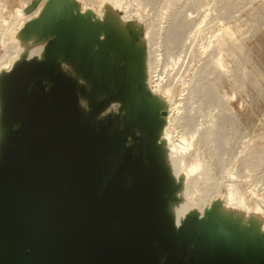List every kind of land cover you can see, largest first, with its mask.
<instances>
[{"label": "water", "instance_id": "obj_1", "mask_svg": "<svg viewBox=\"0 0 264 264\" xmlns=\"http://www.w3.org/2000/svg\"><path fill=\"white\" fill-rule=\"evenodd\" d=\"M41 1L32 0L25 13ZM57 5L49 0L26 25L30 32L48 22L54 36L45 60L24 61L2 77L0 264H264V247L214 236L197 216L175 228L167 211L171 181L157 153L159 121L147 106L136 120L128 109L110 138L106 128L81 123L75 85L60 72L59 58H75L68 54L76 46L75 55L83 49L94 64L101 44L92 22H77L73 6L57 18ZM64 86L68 104L59 95ZM131 86L127 77L123 104ZM135 130L143 136L134 154L126 142ZM188 230L204 242L188 248Z\"/></svg>", "mask_w": 264, "mask_h": 264}, {"label": "rangeland", "instance_id": "obj_2", "mask_svg": "<svg viewBox=\"0 0 264 264\" xmlns=\"http://www.w3.org/2000/svg\"><path fill=\"white\" fill-rule=\"evenodd\" d=\"M31 1L32 0H1L0 12L2 10L1 5H4L5 3V6L7 7L6 14L8 15H6V18L8 23H11L10 14L14 16L19 15L18 17L22 19L21 26L26 28V25L29 22L40 17L45 4L49 0H42L34 12L26 14L24 10H26L27 7L25 6H29ZM174 1L124 0L123 8L120 10L118 9L116 12V14L120 15H117V17H123L125 20L124 22H127L125 31L129 30L128 33L137 42L146 40V50H151V59H159L158 61L160 65H158V67H160L159 69L157 67L155 73L151 70L149 76L153 79L149 78L151 79L150 82L145 81L148 74L146 75V71L144 72L142 70V67L139 65L135 56L128 53L127 50L118 44L114 38L110 37L109 39H105L102 37L101 24L108 21L110 18L115 17V14H113V16H106L105 9H103L105 6L103 5L104 0H63L65 8H72L73 6L75 7V10L77 9V11L74 10V13L76 12L75 15L77 22L87 11L91 10L94 12L95 18L88 20L84 17L80 22L86 27H90L89 24L92 22V30H98V41L101 46L96 45L94 47V52L95 50H102L103 55L99 56L98 51L95 53V56L98 59H93L94 64H88L85 62L87 51L82 49L83 52L77 56V54L75 55V46V49H71L70 54H68L69 58H75L70 59V61H65L63 57H60L59 63L61 64L60 72L63 74L65 80L67 82L70 80L73 85H75L76 90L74 91L73 96L76 104L74 109L78 111L81 123L90 124L92 130H95L96 132L101 131L102 128H106L107 132H105L107 133L106 135L108 138L113 137L115 131H117L116 126L118 122H120L124 116L126 117L129 108H133L130 113V115L133 114V116H129L130 119L132 117L133 120H135L134 116L137 117L136 119L139 118V115L141 114L140 111H142L140 110V107L142 106L144 96H158L159 93L161 94L159 91H162L163 94L166 89H172V101L174 100L172 106H175V104L176 106L175 108L172 107L175 110L173 109L171 113L169 133L174 137V140L177 141L180 153H185L184 155H187L189 159L191 158V163H194L196 160V154L198 153L200 158L202 157L205 159L203 160L201 158L203 162L206 161V165L205 163L204 165L207 167H204V169L209 167L208 169H210L212 171L211 173L215 174L214 176L216 177L214 178L210 173L211 175L208 176H212V178H210L211 180L206 182V185L202 184V186H200L205 193L204 194L201 191V195L207 194V197L204 195L202 197V199L204 198V202H202L201 205L204 207H201L199 204L200 193L198 194L199 198L191 197L187 199L186 207H188V211H191L187 213L186 221L184 223L185 225L188 217H190V214H193V212L197 211V214H193V217L197 216L202 221V218H205V216L214 210L213 203H215L216 200L221 199L223 204L226 203V200L229 199L230 195V190L229 188L227 189V187L233 184H228L229 176H232L234 179L236 178L234 186L237 187L238 190L237 197L241 195L245 196L244 199L247 201V204L252 206H255V204L260 201L264 202V157L262 158L264 155V0ZM194 1H196V3H194ZM199 1H201V4L199 3L198 5L197 3ZM194 4L197 5L195 6ZM56 17L58 18V16ZM190 21L192 22L191 24L189 23ZM177 22L179 25L183 22L182 26H180L182 29L184 28V24L189 23L191 26L182 30L178 26L175 27L176 24L178 25ZM132 24L134 27H138V30L136 28L133 30L131 28L129 29L128 25ZM42 25L44 26L42 30L43 32L40 34L41 36L39 35L40 37L36 41V43L40 44L43 49L41 50V54H38L39 56H35L31 60H29L28 54V56L26 55V60L23 59L21 63H17L15 66L14 61L16 63V59L19 60L17 58V53L21 48L19 41H14L15 30H17V28L13 29L14 31L10 30V33L13 36L12 53L14 54L10 59L6 58L7 61L5 60L6 63L2 66L3 69L0 67L1 81L5 74L12 72L24 61L31 62L34 60H45L50 41L54 34H49L50 29L48 22H44ZM196 27H199V29ZM176 28L178 32L174 31ZM107 29H105V27L103 28V30L108 32L109 29ZM139 29L141 32H139ZM76 45L78 48L79 45L77 43ZM105 47L106 49L108 47L109 52L106 51ZM122 51L128 56L124 55ZM105 52L110 53L108 54L109 56ZM219 52L222 59H220V57L218 60L214 58V53L220 56ZM5 53L6 50L3 49L0 43V60L6 55ZM208 55L212 58V61ZM208 58L211 62L216 63V66H214L215 63L213 64L210 62L214 68L218 69H215L218 74L214 72L213 67H208V64L210 65V63L207 62ZM220 60V63L224 64L222 65L223 67L221 65L217 66V62ZM7 63H9V65L6 66ZM223 70H227V72ZM158 71L161 73L159 72L158 74ZM222 71L225 74L228 73L226 74L228 77L222 75ZM162 73H164L165 76H163L164 74L162 75ZM202 73L206 75H203L206 79H201V77L203 78ZM160 74L162 75L160 78L163 77V84L161 83L163 89L161 88L162 86L155 88L158 81L156 75ZM124 76H127L132 83L129 100L125 103L126 106L118 100V98L123 100L126 97L127 77L125 78ZM153 76H156V78ZM168 80L171 81L172 84L169 83ZM216 81L218 82L216 83ZM220 82H222V85H220ZM138 85L141 86L142 92L138 90ZM171 85H173L176 91L173 90L174 88ZM211 86L214 87L212 88ZM59 95L64 100V98L66 99V95H71V92L64 86V88L60 90ZM64 101L66 102V100ZM139 101L141 106H137L139 104L137 102ZM180 101H184V103H180ZM177 102L178 104L180 103L183 105L181 106L179 104V106ZM66 103H64V107L67 108L68 103ZM134 104H137L136 106L138 109ZM134 108H136V110ZM230 108L234 111L235 114H233L237 116L238 120L236 121L233 117L231 119L232 121L230 120V123L227 122L229 119L224 120L226 122V124H224L222 123L223 119H226L224 115L226 112L229 113L227 110ZM177 109H180V112ZM134 110L140 111H138L139 113H135ZM71 111L74 112V110ZM179 116L180 118H178ZM66 117L68 116L66 115ZM222 117L223 119H221ZM94 118L95 122H93ZM220 120H222V122ZM220 122L221 124H219V126L221 125L220 128L222 127L223 129L218 130L217 125ZM222 124H224V127ZM212 127H214L213 130L216 128L215 130L219 132L215 133V130L213 131ZM134 135L135 140L133 139V136L127 137L126 145L128 150L135 154L138 151L137 147L141 146V139L138 141V138L142 137L143 134L140 130H135ZM256 147L260 149H255ZM252 149L255 150L252 152ZM259 150L262 154L260 158V153L258 154ZM248 151H251L252 153H250L253 156L255 155V157H253ZM255 151H257V154H253ZM247 155L249 158L252 157L254 162L251 159H248ZM206 170L207 169H205V171ZM210 170H207L206 172L209 173ZM247 175L250 176L247 177ZM212 179H214V181ZM215 179L219 181L218 184L215 183ZM221 181L223 184L219 185ZM215 184L216 187H219H215L217 190L214 188ZM204 189L206 191H204ZM174 193L175 191L173 194ZM211 193L213 194L210 196L209 194ZM205 198H207V201L209 202H207ZM243 212L245 215H248V210H244ZM182 224L183 223H181L180 227L175 226V228L179 230L184 226ZM192 232L194 231L188 230V232L183 234L185 235L186 240H191L187 244L188 248H194L192 241L201 238L197 233L194 234ZM200 240L203 241V239Z\"/></svg>", "mask_w": 264, "mask_h": 264}, {"label": "bare ground", "instance_id": "obj_3", "mask_svg": "<svg viewBox=\"0 0 264 264\" xmlns=\"http://www.w3.org/2000/svg\"><path fill=\"white\" fill-rule=\"evenodd\" d=\"M1 1V0H0ZM69 1V0H68ZM92 1V0H91ZM123 1L124 0H104V8L105 9V13L107 14L106 16L108 15H112L115 14L114 16L115 17H112L110 18L108 21H105L103 24H101L102 26V37L105 38V39H109L110 37L114 38L118 44H120L121 46H123L124 49L127 50L128 53H130L131 55L135 56L137 61L139 62V65L142 67V70L145 72L146 71V75L148 74V77H146V80L147 82H150L151 79L149 78H152L149 76L151 70L155 73L156 72V69L158 67V65H160L159 63V59L157 60L156 58L155 59H151V50H146V43L147 41L146 40H142V41H139L137 42L136 40H134V38L128 33L129 30L125 31V26H126V23L124 22V18L123 17H117L118 14H116L117 10L119 9H122L123 7ZM139 1V0H138ZM143 1V0H142ZM174 1V0H173ZM202 1H205V0H202ZM228 1V0H227ZM137 2V1H135ZM146 2V1H145ZM223 2V1H221ZM230 2V1H229ZM170 3V2H169ZM175 3V1H174ZM173 3V4H174ZM193 3V2H192ZM191 3V4H192ZM194 3H196V1H194ZM199 3L201 4V1H199L197 4L199 5ZM212 3V2H211ZM43 4V3H42ZM145 4H148V3H145ZM144 4V5H145ZM190 4V5H191ZM197 4H194L195 6ZM204 4V3H203ZM220 4V2H219ZM228 4V2H227ZM227 4H226V7H227ZM6 4L4 3V5H1L2 6V10L0 12V22H1V28H0V43H1V46L3 47L4 50H6V55H4L1 60H0V67L1 69L3 64L6 63V58H11V56L14 54L12 53V43H13V36L11 35L10 33V30H13V29H16L15 30V36H14V41L17 42L19 41L20 43V50L19 52L17 53L18 55V59H16V63L14 61V66L15 64L17 63H21L23 61V59H25L28 54V58L29 60H31L33 57L35 56H39L38 54H41V50H43L40 46V44L36 43L37 39H39V37L41 36L40 34L43 32V25H41V27H39L38 30H31L30 32H27L26 31V28H23L21 25H22V19L20 17H18L19 15H12L10 14L11 16V23H8L7 21V18H6V11H7V7L5 6ZM193 5V4H192ZM225 5V4H224ZM223 5V6H224ZM230 5V4H229ZM228 5V6H229ZM205 6V5H203ZM25 7H28V6H25ZM143 7V6H142ZM169 7V6H168ZM219 7V6H218ZM42 8V7H41ZM40 8V9H41ZM69 9H71L70 7H68ZM68 8H65L64 7V3H63V0H58V5L56 6L55 8V12H54V15L56 16H60V17H63V12L68 10ZM39 9V10H40ZM168 9V8H167ZM101 10V9H100ZM132 10V9H131ZM143 10V9H142ZM212 10V9H211ZM220 10V9H219ZM25 11V10H24ZM42 11V10H41ZM39 11V12H41ZM77 11V9L75 10ZM213 11V10H212ZM224 11V10H223ZM222 11V13H223ZM113 12V13H112ZM138 12V11H137ZM225 12V11H224ZM9 13V12H8ZM38 13V12H37ZM76 13V12H75ZM135 14V13H134ZM221 14V13H220ZM219 14V15H220ZM226 14V13H225ZM37 16V15H36ZM120 16V15H118ZM222 16V15H221ZM9 17V16H8ZM33 17V16H32ZM84 17H86L88 20L90 19H93L95 18V15H94V12L89 10L87 11L85 14H83L78 20V22H80ZM104 17H105V14H104ZM126 17V16H125ZM173 17V16H172ZM224 17V16H223ZM29 18V17H28ZM78 18V17H77ZM127 18V17H126ZM218 19V18H217ZM9 20V19H8ZM31 20V19H29ZM10 21V20H9ZM25 21V20H24ZM23 21V22H24ZM28 21V20H27ZM100 21V20H99ZM103 21V20H102ZM193 21V20H192ZM131 23V22H130ZM178 23V22H177ZM183 23V22H182ZM182 23H180L181 25H178L176 24V26L180 27L182 26ZM190 24L192 23L191 21L189 22ZM188 23V24H189ZM3 24V26H2ZM134 24V23H133ZM128 25L129 29L131 28L132 30L133 29H137L138 30V27H134V25ZM136 24V23H135ZM184 24V28L186 29L188 26H191L190 24ZM5 25V26H4ZM87 25H88V22H87ZM90 25V24H89ZM150 25V24H149ZM187 25V26H186ZM193 25V24H192ZM105 27V29L108 30L105 31L103 30V28ZM152 27V26H151ZM140 28V26H139ZM174 28V27H173ZM181 28V27H180ZM183 28V29H184ZM189 28V27H188ZM191 28V27H190ZM199 29V27H196ZM149 29V28H148ZM175 29V28H174ZM182 29V28H181ZM182 29V30H183ZM184 29V30H185ZM14 31V30H13ZM135 31V30H134ZM174 31H177V28L176 30ZM139 32L140 29H139ZM176 32V33H177ZM180 32V31H179ZM182 32V31H181ZM150 33V32H149ZM183 33V32H182ZM136 34V33H135ZM179 34V33H178ZM40 35V36H39ZM139 35V34H138ZM149 35V34H148ZM150 36V35H149ZM138 37V36H137ZM102 38V39H103ZM146 38V37H145ZM144 39V37H143ZM42 41V40H41ZM149 41V40H148ZM47 42V41H46ZM157 42V41H156ZM38 44V45H37ZM46 45V44H45ZM207 47V46H206ZM205 47V48H206ZM209 47V46H208ZM194 50V49H193ZM207 50V49H205ZM44 52V51H43ZM15 53V54H16ZM202 53V52H201ZM204 53V52H203ZM216 53V52H215ZM214 53V58L218 59L221 57V54L220 56L218 54H215ZM10 54V55H9ZM208 54V53H207ZM212 54V53H210ZM209 54V55H210ZM27 55V56H26ZM153 55V54H152ZM206 55V54H205ZM208 55V57H209ZM213 55V54H212ZM211 55V56H212ZM216 55V57H215ZM218 55V57H217ZM41 56V55H40ZM13 57V56H12ZM213 57V56H212ZM16 58V57H15ZM211 58V57H209ZM208 58V61L207 62H211L212 61V58H211V61L209 60ZM13 59V58H12ZM11 59V60H12ZM214 59V60H216ZM222 59V57L220 58ZM6 60V61H5ZM26 60V59H25ZM154 60V61H153ZM219 60V59H218ZM217 61V60H216ZM223 61V60H222ZM10 62V61H9ZM161 62V61H160ZM205 62V63H207ZM220 61L217 62V66L219 65H224V64H221ZM143 65H142V64ZM146 63V64H145ZM204 63V64H205ZM211 63H215V62H211ZM210 63V65H211ZM136 64V63H135ZM179 64V63H178ZM208 64V63H207ZM206 64V65H207ZM9 65V63L6 64V66ZM173 65V64H172ZM177 65V64H176ZM205 65V66H206ZM208 64V67H213L212 65L210 66ZM5 66V65H4ZM216 66V63L215 65ZM160 67V66H159ZM158 67V69H159ZM203 67V66H202ZM223 67V66H222ZM221 67V68H222ZM206 68V67H205ZM204 68V69H205ZM214 68V67H213ZM225 68V66H224ZM218 70L217 68H214V72L217 73L216 70ZM207 70V69H206ZM205 70V71H206ZM211 70V69H210ZM221 70V69H220ZM219 70V71H220ZM148 71V72H147ZM204 71V72H205ZM223 71H226L227 70H223ZM222 71V75H225V77H228V73H224ZM160 71H158V74H159ZM209 72V71H208ZM161 73V72H160ZM153 74V73H152ZM164 73H162L163 75ZM207 74V73H206ZM214 74V73H213ZM218 74V73H217ZM161 74L160 75H156L157 76V86L156 87H161V83H162V78H160V76H162ZM204 74L202 73V76ZM156 76H153L156 78ZM165 76V74L163 75ZM167 76V75H166ZM206 76V75H204ZM203 78L201 77V79H206V77ZM197 77V76H196ZM223 77V76H221ZM145 78V77H144ZM167 78V77H166ZM165 78V79H166ZM153 79V78H152ZM179 79V78H178ZM208 79V78H207ZM218 79V78H217ZM221 79V78H220ZM167 80V79H166ZM171 80V79H169ZM168 80V81H169ZM174 80V79H173ZM180 80V79H179ZM182 80V79H181ZM191 80V79H190ZM228 80V79H227ZM172 81V80H171ZM169 81V83L172 84V82ZM176 81V80H174ZM220 81V80H219ZM190 82V81H189ZM188 82V83H189ZM218 81H216L217 83ZM144 83V82H143ZM152 83V82H151ZM165 83V82H164ZM168 83V82H167ZM191 83V82H190ZM222 85V82H220ZM146 84V82H145ZM154 84V82H153ZM163 84V83H162ZM213 84V83H212ZM167 85V84H165ZM168 86V85H167ZM166 86V87H167ZM173 87V85H171ZM199 86V85H198ZM1 87H2V81L0 79V151H1V146L3 144V141L5 139V136L7 134V128L6 126L4 125L3 123V99H2V91H1ZM172 87H169V88H172ZM212 87V86H211ZM214 87V86H213ZM212 87V88H213ZM218 87V85H217ZM163 89V86L161 87ZM174 88V87H173ZM177 88V87H176ZM151 89V88H150ZM215 89V88H214ZM217 89V88H216ZM175 90V88L173 89ZM153 91V90H152ZM159 91V90H158ZM176 91V90H175ZM155 92V91H154ZM161 92V94L159 93L158 96L156 95H152V96H144L143 97V102H142V106L140 105V101L137 102L139 103L137 106H141L140 107V110H142L144 108V106H147L148 109L151 111V113L153 114H156L157 115V118H158V121H159V125H158V131H157V153H158V156L160 157V160L161 162L163 163V166L164 168L168 171V175L170 177V188L171 190H173V192L175 191V193L173 194V197H171L168 201V206H167V211L169 213V215L171 216V218L173 219V224L174 226H177V227H180L181 223H183L182 225H184L185 221H186V216H187V213L190 212L188 211V207L187 206V199L188 198H191V197H197L199 198L200 200V205L202 204L203 199V195L205 194L202 189L200 188V186H202V184H205L206 182H209L212 178V176L214 178H216L213 174L211 173L212 171L208 168H205L207 170H210L209 173H207L204 169V167H207L205 166L206 165V161L203 162V159L200 158V155L197 153L196 154V160L194 161V163H191L190 162V159L187 157V155H184L182 152V154L180 153L179 151V145L177 143V141L174 140V137L169 133V126L171 124V113H172V110L175 108V106H172V99H173V95H172V89H166V91L162 94V91H159ZM151 93V92H150ZM156 93V92H155ZM182 100V99H181ZM180 103H184V101H180ZM179 103V104H180ZM178 104V102H177ZM178 104V105H179ZM128 105V104H127ZM134 104V106H136ZM181 105V104H180ZM179 105V106H180ZM183 105V104H182ZM181 105V106H182ZM126 106V104L124 105ZM136 106V108L138 109V107ZM178 106V107H179ZM128 107V106H127ZM174 107V108H172ZM126 108V107H125ZM136 108H134L136 110ZM177 108V107H176ZM180 108V107H179ZM227 108V107H226ZM130 109V108H129ZM228 109V108H227ZM226 109V110H227ZM134 110V111H135ZM138 110V111H140ZM175 110V109H174ZM179 112H180V109H177ZM182 110V108H181ZM133 111V112H134ZM138 111H135V113H139ZM229 111L225 113L224 117L226 119H223V117L221 119H223V122L222 120H220L222 123L226 124V122L224 120H227L229 119V122L230 123V120L234 117V119L237 121L238 118L236 115H234V111L231 110V108ZM233 111V112H232ZM142 112V111H140ZM182 112V111H181ZM229 116H228V114ZM234 113V114H233ZM227 115V117H226ZM130 116H133L130 115ZM138 116V114H137ZM230 117V118H228ZM135 120H136V116H134ZM180 118V116L178 117ZM130 119V117H129ZM131 119H133L131 117ZM233 119V120H234ZM232 121V120H231ZM175 122V121H174ZM218 123L217 127H218V130H221L223 129L222 127L220 128L219 124ZM235 122V121H234ZM224 124H222V126L224 127ZM232 124V123H231ZM214 126V125H213ZM216 127V126H215ZM216 127V128H217ZM214 127H212V130H213ZM215 128V129H216ZM220 128V129H219ZM214 129V130H215ZM211 130V129H210ZM213 130V131H214ZM223 131V130H222ZM212 132V131H211ZM218 133L219 131L215 130V133ZM208 133V132H207ZM222 133V132H221ZM212 134V133H211ZM214 134V133H213ZM203 135V134H202ZM221 135V134H220ZM219 135V136H220ZM211 136V135H210ZM217 136V134H216ZM201 137V136H200ZM183 138V137H182ZM182 138H178V139H182ZM181 141V140H180ZM207 141V140H206ZM204 142H205V139H204ZM204 145V144H203ZM252 147V146H251ZM253 148V147H252ZM258 147H256L255 149H257ZM250 149V148H249ZM255 149H252V152L255 150ZM260 149V148H258ZM249 152V151H248ZM251 152V151H250ZM249 152V153H250ZM251 152V153H252ZM264 152V151H263ZM247 153V154H249ZM250 153V154H251ZM260 153V150L258 151V154ZM215 154V153H214ZM246 154V153H245ZM249 154V156H251ZM253 154H257V151H255ZM264 154V153H263ZM262 154L260 153L259 155V158ZM248 156V155H247ZM248 156V159H251L252 161L254 160L252 157L249 158ZM253 156V155H252ZM194 157V156H193ZM255 157V155L253 156ZM258 157V156H256ZM264 157V155L262 156V158ZM207 158V157H206ZM208 159V158H207ZM258 159V158H257ZM247 160V159H245ZM256 160V158H255ZM264 160V159H263ZM262 160V161H263ZM258 161V160H257ZM256 161V162H257ZM261 161V159H260ZM209 162V161H208ZM254 162V161H253ZM259 162V161H258ZM205 163V165H204ZM250 163V162H249ZM252 163V162H251ZM208 165V164H207ZM247 165V164H246ZM247 167V166H246ZM241 171V170H240ZM252 171V170H251ZM212 176H208V175H211ZM250 176V175H247V177ZM219 177V176H218ZM217 177V178H218ZM222 177V176H221ZM245 177V176H244ZM253 177V176H252ZM225 179V178H224ZM236 179V178H235ZM232 176H229V180H228V184H232V185H229V187H227V189L229 188L230 190V195H229V199L226 200V203L223 204L221 199L220 200H216L215 203H213L214 205V210L212 212H210L207 216H205V218H202L203 222L205 221L206 225H207V228H208V231L210 233H212L214 236H220L222 238H235L236 242L241 245V246H247L248 248H263L264 247V202L263 201H260L258 203L255 204V206H252V205H248L247 204V201L244 199L245 196H239L237 197V194H238V190H237V187H235V183H236V180H235ZM245 179V178H243ZM250 179V178H249ZM214 181V179H212ZM216 180V184L219 183V181L217 179ZM221 180V179H220ZM251 180V179H250ZM249 180V181H250ZM218 181V182H217ZM222 182V181H221ZM223 184V182L221 183ZM251 182V181H250ZM246 183V181H245ZM216 184L214 186V188L216 187ZM206 185V184H205ZM227 185V183H226ZM250 185V184H249ZM256 186V184H255ZM221 187V186H220ZM204 188V187H203ZM206 188V187H205ZM213 188V189H214ZM216 188H219V187H216ZM215 188V190H217ZM255 188V187H254ZM257 189V188H256ZM260 189V188H259ZM203 192L204 194L201 195L200 192ZM204 191H206L204 189ZM257 191V190H256ZM259 191V190H258ZM200 193V196L198 197V194ZM209 193V192H208ZM253 193V191H252ZM260 193V192H259ZM213 193L209 194L210 196L212 195ZM263 195V194H262ZM207 197V194L204 195ZM254 196V195H253ZM258 196V195H257ZM196 198V199H197ZM257 198V197H256ZM177 199V200H176ZM211 199V198H210ZM225 199V198H224ZM255 199V198H254ZM260 199V198H258ZM205 200L207 201L208 199L205 198ZM205 201V202H206ZM258 201V200H257ZM209 202V201H207ZM211 202V200H210ZM195 203V202H194ZM207 204V203H206ZM203 205H201L202 207ZM200 207V208H201ZM204 207V206H203ZM238 208V209H237ZM244 210H248V215H245V213L243 212ZM197 211L193 212V214H197L196 213ZM193 214H190V217L193 216ZM189 216V215H188Z\"/></svg>", "mask_w": 264, "mask_h": 264}]
</instances>
